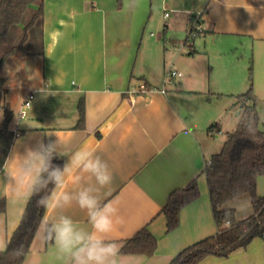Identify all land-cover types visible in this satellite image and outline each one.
Here are the masks:
<instances>
[{
    "label": "crops",
    "instance_id": "0c3cea01",
    "mask_svg": "<svg viewBox=\"0 0 264 264\" xmlns=\"http://www.w3.org/2000/svg\"><path fill=\"white\" fill-rule=\"evenodd\" d=\"M197 12L203 28L191 38L190 20ZM157 26L163 27V38L151 31ZM43 33L44 54H24L41 57L42 80L17 101L4 95L0 125L11 110L10 129L18 134L0 170V199H6L0 243L7 245L13 234L9 223L21 221L29 200L12 185L17 165L11 155L58 137L64 163L80 149L107 163L110 184L100 187L94 178L72 170L65 187L53 193L87 187L101 203L117 208L109 239L120 246L122 264H169L182 249L215 235L204 166L223 147L219 135L238 126L242 108L237 95L251 84L264 129V0H123L121 6L118 0H44ZM170 69L183 75L171 79ZM30 93L33 102L21 118L19 110ZM81 99L83 128L78 127ZM212 126L220 132L210 135ZM193 179L200 196L182 209L179 226L167 231L162 209L175 189ZM257 191L264 195V175ZM228 206L236 208L238 219L254 211L247 208L243 216L237 206ZM59 215L90 228L86 212L75 203L49 206L23 264H64L43 235L44 223ZM143 227L158 239L155 253H122ZM196 264H264V238Z\"/></svg>",
    "mask_w": 264,
    "mask_h": 264
},
{
    "label": "trees",
    "instance_id": "16d2710c",
    "mask_svg": "<svg viewBox=\"0 0 264 264\" xmlns=\"http://www.w3.org/2000/svg\"><path fill=\"white\" fill-rule=\"evenodd\" d=\"M122 3L123 0H118L119 6ZM43 23L44 0H0V47L8 43L0 56V72L6 59L18 51L27 55L44 54ZM249 71L252 74V60ZM5 83L6 79L0 74V106L6 93ZM237 99L242 105L240 122L228 133L221 151L206 160L204 166L218 232L182 249L169 264H196L210 254L227 257L234 250L247 247L253 239L264 238V195L257 191L258 178L264 175V129L260 126L253 85L237 95ZM78 111V127L83 128L84 99L79 101ZM12 118L13 111L6 110L0 128V170L16 136L10 129ZM53 162L64 164L61 158ZM54 189L49 185L29 198L18 229L9 238L5 249L0 251V264H23L47 210L38 201L52 194ZM244 194L250 195L254 211L249 217L238 219L236 208L228 206V202ZM199 196L196 179L170 194L162 209L167 219V231L179 226L182 209ZM5 209L6 199L2 198L0 211ZM157 246V237L143 227L126 241L121 252L151 256Z\"/></svg>",
    "mask_w": 264,
    "mask_h": 264
},
{
    "label": "clouds",
    "instance_id": "9594fccd",
    "mask_svg": "<svg viewBox=\"0 0 264 264\" xmlns=\"http://www.w3.org/2000/svg\"><path fill=\"white\" fill-rule=\"evenodd\" d=\"M63 157L66 154L59 137L55 141L41 142L35 148H28L23 155L12 154L11 158L17 165V174L11 177L13 187L26 193L27 198L47 189L49 185L63 189L72 170L94 178L100 187L111 183L107 163L92 151L77 150L63 165L53 162ZM79 180L80 176L77 175L74 182L78 183ZM73 203L86 212L90 228L78 227L70 216L59 215L52 222L44 223L45 241L54 244L64 264H122L120 246L109 239L118 211L111 203H101L93 190L87 187L75 192L64 190L52 193L38 201L46 209L49 206L53 209L64 208ZM19 225V219L10 222V232H15ZM5 247L0 243V251Z\"/></svg>",
    "mask_w": 264,
    "mask_h": 264
},
{
    "label": "rangeland",
    "instance_id": "374dc122",
    "mask_svg": "<svg viewBox=\"0 0 264 264\" xmlns=\"http://www.w3.org/2000/svg\"><path fill=\"white\" fill-rule=\"evenodd\" d=\"M21 35V29H18ZM155 33V37H164V30L162 26H157L151 29ZM193 38V37H191ZM17 40H15L16 42ZM5 43L0 47V56L3 53V47L7 45ZM19 53L13 54L8 57L7 63L4 68L1 70L0 74L7 77V82L5 84L6 94L5 97L19 100L30 90L34 89L35 86L42 80V71H43V61L39 56H24L23 51H18ZM245 69V68H244ZM169 85V83H167ZM5 97L0 106V115L3 113L5 108ZM10 108V103L7 102L6 105ZM241 106V105H240ZM262 116L264 112L262 111ZM228 133H221L217 138L219 142H225ZM221 149L217 152H220ZM237 206L240 215L245 214L247 208H252L251 197L249 194H244L238 198H235L228 202V205ZM244 216V215H243ZM246 218V217H245Z\"/></svg>",
    "mask_w": 264,
    "mask_h": 264
},
{
    "label": "built area",
    "instance_id": "2783aa9c",
    "mask_svg": "<svg viewBox=\"0 0 264 264\" xmlns=\"http://www.w3.org/2000/svg\"><path fill=\"white\" fill-rule=\"evenodd\" d=\"M169 15V13H167ZM202 22H201V12H197L192 14L191 20H190V26L188 29L189 35L191 37L197 36L201 31H202ZM183 73L181 71L175 70V69H170L167 73V76L170 77L171 79L177 77V76H182ZM34 99V93H30L27 98L24 100L21 109L19 110V117L24 118L27 115V109L31 106L32 102ZM2 125H0V128ZM218 132L216 127H211L209 129V134L210 135H216ZM15 134L17 135L18 132L15 131Z\"/></svg>",
    "mask_w": 264,
    "mask_h": 264
},
{
    "label": "water",
    "instance_id": "95a60500",
    "mask_svg": "<svg viewBox=\"0 0 264 264\" xmlns=\"http://www.w3.org/2000/svg\"><path fill=\"white\" fill-rule=\"evenodd\" d=\"M241 108H242V105H241Z\"/></svg>",
    "mask_w": 264,
    "mask_h": 264
}]
</instances>
